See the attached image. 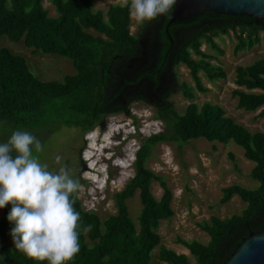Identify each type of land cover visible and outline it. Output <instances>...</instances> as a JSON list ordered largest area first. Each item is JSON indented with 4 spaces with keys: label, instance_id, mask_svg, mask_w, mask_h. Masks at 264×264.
<instances>
[{
    "label": "trees",
    "instance_id": "16d2710c",
    "mask_svg": "<svg viewBox=\"0 0 264 264\" xmlns=\"http://www.w3.org/2000/svg\"><path fill=\"white\" fill-rule=\"evenodd\" d=\"M49 2L55 17L44 8L43 0H0V37L22 42L34 53L66 58L75 73L62 81H41L23 56L0 47V124L30 129L56 120L80 129L84 137L102 126L106 118L127 112L134 102L152 106L155 119L164 124L161 132L146 138L135 152L134 176L112 196L116 214L102 220L96 213L84 210L74 194V208L81 216L80 251L67 264H151L156 249L160 264H192L187 255L160 244L158 226L174 216L173 194L146 163L158 144L182 146L197 139L240 146L244 157L254 163L249 176L258 182L255 189L233 184L221 190L220 205L236 195L245 207L228 218L210 216L198 223L208 236L206 243L176 239L194 264H223L244 237L264 230V132H251L236 123L219 104L193 101L197 93L210 91L202 84L199 73L210 83L226 78L224 69L210 62L214 56L202 52L200 46L205 43L222 54L214 38L231 34L236 39L235 53L250 50L261 40L264 42V19L257 22L252 17L206 11L190 20L170 23L171 12L141 25L134 36L130 32L129 9L120 3L100 10L95 9L94 0ZM181 64L189 69L193 86L177 81L176 68ZM234 72V84L244 88L231 92V97L237 99L236 108L245 112L259 110L257 116L264 117V58L245 67L237 66ZM177 90L190 101L182 115L170 101ZM229 157L233 159V154L229 153ZM153 182L162 188L158 199L151 192ZM136 194L141 204L137 224L127 205ZM10 208L9 204L1 209L2 238L13 226L7 220ZM87 225L91 228L84 232ZM0 264L47 261L30 259L14 246L0 244Z\"/></svg>",
    "mask_w": 264,
    "mask_h": 264
},
{
    "label": "rangeland",
    "instance_id": "374dc122",
    "mask_svg": "<svg viewBox=\"0 0 264 264\" xmlns=\"http://www.w3.org/2000/svg\"><path fill=\"white\" fill-rule=\"evenodd\" d=\"M94 1L95 9L100 10H106L112 3H120V0ZM43 6L51 17L56 16L49 0H43ZM140 26L131 18L130 32L132 35L139 34ZM214 41L223 51L222 54L210 49L205 43L201 44L200 50L214 56L215 59L210 62L221 66L226 72V78L210 83L202 73H199L202 84L210 91L206 94L197 93V97L193 101L198 104L204 101L219 104L225 109L227 116L249 131L264 132V117L257 116L259 110L256 112L237 110V99L231 97V92L239 88L233 83L234 69L237 66H248L264 58L263 40L252 49L237 53L234 51L236 39L231 34L216 37ZM0 47H5L12 53L23 56L30 71L41 81H62L65 76L75 73L70 60L57 55L34 53L32 48H26L22 42H12L2 36L0 37ZM192 59H196V57L192 55ZM176 76L179 83L186 82L193 86L189 69L185 65L181 64L176 68ZM241 89L243 88L241 87ZM170 101L174 109L181 115L190 102L183 97L179 90L171 95ZM119 128H121L120 132ZM163 128V122L155 119V110L152 106L134 102L127 112L106 118L102 126L95 127L84 137H82L80 129L66 127L56 120H48L44 125L30 129L0 124V143L6 142L16 130L30 132L42 144L43 151L37 154L41 162L47 163L51 170H57L61 164L73 169L75 178L81 185L80 191L76 194L83 209L96 213L103 220L116 214L112 196L122 190L135 174L134 169L127 167L125 162L135 158L134 153L146 138L161 132ZM114 130L120 133L121 140L124 139L118 145V154L127 156L121 160L123 165L118 166L120 162L116 161L111 167L116 169L108 167L109 179H113V181L112 183L109 181L107 185L102 184L101 190L96 191L94 184L97 186L96 183L100 184L101 180L107 178L97 175L100 168L103 173L108 169L107 166L103 167L104 160L101 159V163H97L98 157L103 145H112L114 137L110 135ZM100 140H104V144ZM86 141L88 147L83 152ZM118 143L119 141L114 144ZM99 148H101L100 151ZM229 153L233 154V159H230ZM101 154L103 156L110 155L111 158L115 157V153L105 154L103 152ZM57 156L61 157L60 164L56 163ZM146 167L159 175L173 194L171 207L174 216L168 221L160 222L157 230L161 237L160 244L176 253L187 255L192 264H194V259L184 247L177 243L176 239L180 237L186 241L197 240L206 243L208 236L198 228V223L207 221L210 216L228 218L231 215L239 214L245 207V203L236 195L227 204L220 205L221 190L233 184L246 189H255L258 186V182L249 176L254 163L247 160L243 155V149L233 142L220 144L197 139L182 146L174 143H161L153 148ZM151 192L158 199L162 194V188L157 182H153ZM127 205L132 221L137 224V217L141 209L138 195L129 199ZM1 215L0 209V218ZM0 244L14 246L10 233L5 238L0 237ZM156 253L157 249L151 255V264H160L156 259Z\"/></svg>",
    "mask_w": 264,
    "mask_h": 264
},
{
    "label": "clouds",
    "instance_id": "9594fccd",
    "mask_svg": "<svg viewBox=\"0 0 264 264\" xmlns=\"http://www.w3.org/2000/svg\"><path fill=\"white\" fill-rule=\"evenodd\" d=\"M175 3L176 0H120L121 7H128L131 18L139 25L168 16ZM110 136L114 141L111 146L103 145L97 163L102 159L103 167L116 169L111 168L112 164L119 161L118 166L123 165L121 160L127 155L118 154V145L124 140L120 139V133L114 130ZM104 140H100L102 144ZM42 151L41 142L23 130L14 131L6 142L0 143V209L11 205L7 220L13 225L10 236L16 250L36 261L67 264L80 251L81 216L74 208L73 197L81 185L74 170L66 165L51 170L47 163H42L37 155ZM103 152L115 153V157L103 156ZM134 160L128 159L127 167H132ZM60 161L57 156L56 163ZM109 168L105 173L100 168L97 175L107 178L96 183L97 186L94 184L96 191L101 190L102 184L112 183ZM90 228L87 225L83 231Z\"/></svg>",
    "mask_w": 264,
    "mask_h": 264
},
{
    "label": "water",
    "instance_id": "95a60500",
    "mask_svg": "<svg viewBox=\"0 0 264 264\" xmlns=\"http://www.w3.org/2000/svg\"><path fill=\"white\" fill-rule=\"evenodd\" d=\"M206 11L252 17L258 22L264 19V0H176L170 23L187 21ZM223 264H264V230L244 237Z\"/></svg>",
    "mask_w": 264,
    "mask_h": 264
},
{
    "label": "crops",
    "instance_id": "0c3cea01",
    "mask_svg": "<svg viewBox=\"0 0 264 264\" xmlns=\"http://www.w3.org/2000/svg\"><path fill=\"white\" fill-rule=\"evenodd\" d=\"M235 79V78H234ZM233 83H234V81H233ZM238 87V86H237ZM243 88V87H242ZM237 89H239V90H244V88L243 89H241V87H239V88H237ZM236 99V98H235ZM236 102H237V100H236ZM237 109V108H236ZM237 110H240V109H237ZM227 114V113H226ZM235 121V120H234ZM236 122V121H235ZM237 123V122H236Z\"/></svg>",
    "mask_w": 264,
    "mask_h": 264
},
{
    "label": "flooded vegetation",
    "instance_id": "af4514ba",
    "mask_svg": "<svg viewBox=\"0 0 264 264\" xmlns=\"http://www.w3.org/2000/svg\"><path fill=\"white\" fill-rule=\"evenodd\" d=\"M221 36H223V35H221Z\"/></svg>",
    "mask_w": 264,
    "mask_h": 264
},
{
    "label": "bare ground",
    "instance_id": "6f19581e",
    "mask_svg": "<svg viewBox=\"0 0 264 264\" xmlns=\"http://www.w3.org/2000/svg\"><path fill=\"white\" fill-rule=\"evenodd\" d=\"M93 161V160H92Z\"/></svg>",
    "mask_w": 264,
    "mask_h": 264
}]
</instances>
